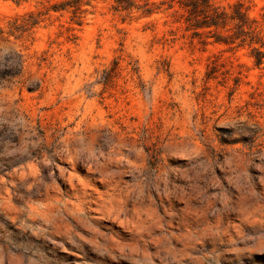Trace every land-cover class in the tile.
Here are the masks:
<instances>
[{
    "label": "rangeland",
    "instance_id": "1",
    "mask_svg": "<svg viewBox=\"0 0 264 264\" xmlns=\"http://www.w3.org/2000/svg\"><path fill=\"white\" fill-rule=\"evenodd\" d=\"M208 1L0 0V264H264V0Z\"/></svg>",
    "mask_w": 264,
    "mask_h": 264
},
{
    "label": "trees",
    "instance_id": "2",
    "mask_svg": "<svg viewBox=\"0 0 264 264\" xmlns=\"http://www.w3.org/2000/svg\"><path fill=\"white\" fill-rule=\"evenodd\" d=\"M203 4H204V6H203L204 8L201 9V12L204 13L203 21H205V24L207 26L220 24V19L223 18V13L222 12H218L217 10H215L214 14H207L206 10H207V8L210 7L209 1L208 0H204ZM199 6H200V4L198 2H196L195 3V7L198 9Z\"/></svg>",
    "mask_w": 264,
    "mask_h": 264
}]
</instances>
